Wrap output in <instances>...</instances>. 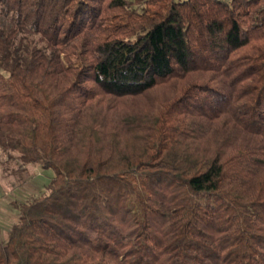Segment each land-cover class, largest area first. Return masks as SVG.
I'll return each mask as SVG.
<instances>
[{
  "label": "trees",
  "instance_id": "obj_1",
  "mask_svg": "<svg viewBox=\"0 0 264 264\" xmlns=\"http://www.w3.org/2000/svg\"><path fill=\"white\" fill-rule=\"evenodd\" d=\"M0 150V264H264V0H0Z\"/></svg>",
  "mask_w": 264,
  "mask_h": 264
},
{
  "label": "rangeland",
  "instance_id": "obj_2",
  "mask_svg": "<svg viewBox=\"0 0 264 264\" xmlns=\"http://www.w3.org/2000/svg\"><path fill=\"white\" fill-rule=\"evenodd\" d=\"M0 150V238L6 237L7 231L16 219V210L11 200L22 199L38 192L52 174L51 169H42L36 164L19 167ZM6 161V162H5Z\"/></svg>",
  "mask_w": 264,
  "mask_h": 264
}]
</instances>
